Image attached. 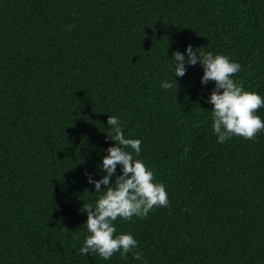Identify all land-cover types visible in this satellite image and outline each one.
Segmentation results:
<instances>
[{
	"label": "trees",
	"instance_id": "trees-1",
	"mask_svg": "<svg viewBox=\"0 0 264 264\" xmlns=\"http://www.w3.org/2000/svg\"><path fill=\"white\" fill-rule=\"evenodd\" d=\"M189 44L264 98V0H0V264H264V131L217 142L199 64L161 87ZM109 115L169 204L118 218L138 246L104 260L79 250Z\"/></svg>",
	"mask_w": 264,
	"mask_h": 264
},
{
	"label": "clouds",
	"instance_id": "clouds-1",
	"mask_svg": "<svg viewBox=\"0 0 264 264\" xmlns=\"http://www.w3.org/2000/svg\"><path fill=\"white\" fill-rule=\"evenodd\" d=\"M66 27L70 30L72 26ZM201 49H193L189 44L185 50L187 60L185 54L174 52V81H165L161 87L171 89L174 84L178 87L175 77L186 74V65H201V84H215L207 103L212 105V128L217 142L223 143L232 136L255 140L257 134L264 131V120L256 114L258 109L264 107V98L256 92L245 90L242 82L233 79L241 70L238 62L226 55ZM107 125L110 128L107 138L114 141L115 146L107 149L108 155L103 157L99 165L106 175L93 180L91 174L86 173L88 182L94 184L99 195L95 205H83L87 213L84 225L89 235L79 250L81 255L94 253L104 260L110 259L117 252L123 258L138 246V241L130 233L114 235L117 231L114 222L118 218L125 221L134 217L146 218L154 207H167L169 204L164 184L154 182L153 171L137 158L141 153V140L126 138L121 121L115 115H109ZM118 165L121 169L119 175ZM112 177H115L114 181ZM101 185L105 188L102 189ZM134 258L143 260V253L135 251ZM144 264L147 262L144 261Z\"/></svg>",
	"mask_w": 264,
	"mask_h": 264
}]
</instances>
